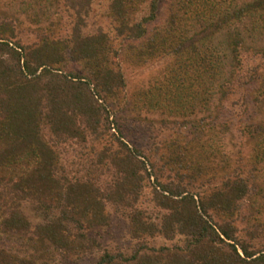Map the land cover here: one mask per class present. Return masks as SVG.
I'll list each match as a JSON object with an SVG mask.
<instances>
[{
    "label": "trees",
    "instance_id": "obj_1",
    "mask_svg": "<svg viewBox=\"0 0 264 264\" xmlns=\"http://www.w3.org/2000/svg\"><path fill=\"white\" fill-rule=\"evenodd\" d=\"M93 1H24L38 40L0 37V229L32 249L0 246V264H47L40 246L88 254L90 264H264V0H169L160 23L163 0H149L139 19L147 0H113L117 33L129 40L120 46L107 33H83ZM125 56L171 60L164 79L129 103L183 117L194 129L185 141H173L169 164L177 166V183L150 172L141 150L111 133L128 99ZM237 110L249 155L225 143L234 137ZM49 136L105 142L101 164L115 171L112 181L63 174ZM152 176L154 202L164 211L155 218L138 206ZM109 203L128 212L134 239L176 243L96 255L87 230L109 224ZM244 219L248 227L241 230Z\"/></svg>",
    "mask_w": 264,
    "mask_h": 264
},
{
    "label": "rangeland",
    "instance_id": "obj_2",
    "mask_svg": "<svg viewBox=\"0 0 264 264\" xmlns=\"http://www.w3.org/2000/svg\"><path fill=\"white\" fill-rule=\"evenodd\" d=\"M28 0H0V37H10L12 41H18L22 44L30 45L38 40V26L32 22L29 15L23 14V2ZM113 0H94L89 10V14L85 15L84 23L82 24L83 33L88 35L98 34L100 32L107 33L111 38L116 40L118 46L129 43L124 37L117 33V22L111 15V4ZM169 0H163L161 4V12L159 23L164 21L167 15V4ZM149 0L144 5V12H139L136 17L141 18L145 12L148 11ZM66 15V14H64ZM68 17H64L67 21ZM63 33L65 31L63 30ZM122 55H127L123 53ZM246 56L253 57L252 54L245 53ZM256 58V57H253ZM122 69L127 78V103L120 105L117 111L118 122L116 129L111 130L113 134L119 136L123 135L126 142L130 144L132 149L138 147L142 154L148 159V169L155 175H160V179L169 182H176L175 178L176 165L171 166V158L174 155L175 148L173 141H185L190 135V123H185L183 117H169L162 112L148 111L146 108L141 109L135 107L133 103L134 96L143 89L159 83L167 74L165 71L170 66L171 60L169 58H157L146 63L133 61L127 56L121 60ZM257 61V60H256ZM256 61H252L254 63ZM79 68V65L73 64L72 69ZM134 97V98H133ZM116 105L114 102L110 104ZM109 105V104H108ZM112 105V106H113ZM111 107V106H110ZM123 108V109H122ZM235 115L234 137H228L225 143L228 144L229 151L237 152L240 149L246 155L252 151L251 144L248 140L243 139L238 132L239 119L242 117L238 115L241 111L237 110ZM204 113L198 112L196 119L200 120ZM113 119V117L111 118ZM193 117L189 118V121ZM238 121V122H237ZM121 130V131H120ZM122 132V134H121ZM112 135V134H111ZM50 143L56 145V150L60 155L61 171L70 178L76 177L81 179H92L102 184L112 181L115 175L114 170H109V166H103L102 161L107 153L103 152L105 142H100L90 137L87 142L79 139H58L49 136ZM115 139V137H113ZM109 139L106 140V143ZM107 148V146H106ZM215 162V161H214ZM217 162V160H216ZM216 162L214 164H216ZM155 164V169L152 164ZM173 167V168H172ZM175 168V169H174ZM262 177L259 178V181ZM106 182V183H105ZM155 176L151 179H146V186L140 197L138 206L151 217H158L164 213L163 210L157 207L154 202V185ZM218 183V181L216 182ZM195 186H201L197 182ZM31 204V203H30ZM29 204V205H30ZM252 201L251 199L243 202V216H248ZM31 206V205H30ZM128 212L114 204H107L106 214L110 218L109 224L89 228L87 233L93 237L97 242L95 250L96 255L104 253V251L118 252L123 251L126 254H131L141 243H146L149 246L160 247L162 245L172 246L175 241H170L165 238H146L145 241L134 239L130 234V219ZM240 222V229L247 228V219ZM250 225H254L249 221ZM264 227V217L259 223ZM245 234V232L243 233ZM263 237V238H262ZM264 242V236L259 239ZM0 246L14 253H28L32 252L29 243L21 236H8L2 233L0 229ZM43 250L42 254L45 257L47 264H90L92 256L86 254L83 256L67 254L60 249L53 247L40 246Z\"/></svg>",
    "mask_w": 264,
    "mask_h": 264
}]
</instances>
